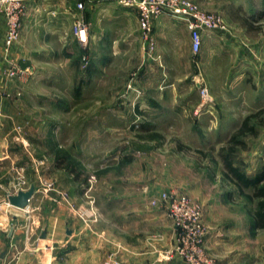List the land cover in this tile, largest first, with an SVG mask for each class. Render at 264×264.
Segmentation results:
<instances>
[{
  "label": "crops",
  "instance_id": "obj_1",
  "mask_svg": "<svg viewBox=\"0 0 264 264\" xmlns=\"http://www.w3.org/2000/svg\"><path fill=\"white\" fill-rule=\"evenodd\" d=\"M78 1L80 0H26L20 38L10 49L9 56L2 53L0 35V73L7 68L9 60L30 72L24 81L5 78L0 81V169L2 163L16 157L10 147L13 139L11 126L16 117L29 115L32 120L22 123L33 124L31 109L25 103L28 93H37L35 88L29 86L32 84L30 80H43L41 83L45 87L41 88L42 92L51 85L53 88L49 90H59L61 94V78L66 76L64 64L67 63V58L72 57L66 55L67 58L63 60L56 54V50L63 52L69 38L81 46L72 27L76 18L81 17L88 23L86 46L91 66L88 67L85 80L92 86L90 92L95 90V73L102 70L105 75L117 57L128 68L134 61L132 70L137 71L144 90L143 107L149 113L148 125L152 127L171 114L184 120L191 110H195L196 107L187 98V92L193 91L192 87L180 88V83L192 75V60L204 69L214 56L224 53L228 57L233 48L232 42L219 36L220 32H204L200 53L194 57L190 34L185 25L171 17L161 16L152 24L156 58L145 60L135 10L119 6L113 0H84V8L78 10ZM99 65L102 66L101 69L98 68ZM69 70L70 75H76L79 71L76 65ZM233 81L235 78L231 80L232 85L227 87L230 95L237 92L233 90L236 89ZM2 92L12 95L18 92L24 97L20 95L16 101L14 97L6 100L1 97ZM197 95L199 97L198 92ZM105 105L101 106L106 113L109 109ZM99 122L106 128L112 126L107 120ZM59 125L54 122L55 131ZM105 137L108 136L103 134L102 139L106 140ZM156 138L161 143H173L172 140H161L158 136ZM176 141L186 142L179 137ZM152 149L158 152L150 155V166L146 167L143 158L133 160L131 157L130 160L134 161L132 172L129 171L130 168H125L129 174L139 176L136 179L140 178V181L127 183L129 189L133 190V195L119 197L124 208L120 211L122 226L119 235L111 234L110 227L105 224L110 219L105 216L100 219L101 225L97 224L85 233L70 228V223L78 224L66 215V207H71V203L63 202V199L54 203L52 195H49L48 200L55 205V211L50 215L36 213L41 205L40 198L36 201L30 199L26 208L16 210L18 208L5 203L1 198L12 179L3 180V173L0 174V264H183L177 257L168 260L164 258V253L173 244V225L163 207L159 209L148 206L147 197L170 186L180 187V190L190 192L192 196V190H199L201 186L197 183L191 186L184 183L176 185L178 180L174 176L184 172L192 174L199 166L197 159L189 158L185 154L186 150L181 147L176 148L170 144L164 147L153 146ZM183 158L191 159L192 163L184 162ZM154 159L155 162H152ZM33 168L36 169L35 166ZM55 170L58 171L59 168ZM144 175L156 177L154 181L148 182L143 179ZM124 189L127 192V188ZM194 199L202 209V220L207 229L205 246L215 264H264V229L253 228L248 211L234 200L224 197L223 192L208 195L205 199L194 196ZM69 210L74 213L72 208ZM68 215L73 218L70 213ZM39 225L42 228L35 237ZM43 232L45 238H41ZM114 259L117 261H113Z\"/></svg>",
  "mask_w": 264,
  "mask_h": 264
},
{
  "label": "rangeland",
  "instance_id": "obj_2",
  "mask_svg": "<svg viewBox=\"0 0 264 264\" xmlns=\"http://www.w3.org/2000/svg\"><path fill=\"white\" fill-rule=\"evenodd\" d=\"M190 1L205 12L220 15L226 31L218 34L233 44L228 57L224 53L214 56L204 69L198 67L191 58L192 75L180 83V88L192 87L193 91L187 92V98L196 107L195 110H191L184 120L171 114L156 126L148 125L149 113L144 111L142 100L145 99L144 90L137 71L132 70L134 61L128 68L118 57L105 75L102 70L95 73V90L90 92L92 86L85 80L88 67L91 66L87 46H78L69 38L63 52L56 50V54L63 60L67 56L72 57L67 58V63L64 64L66 76L61 78V94L59 90H49L53 88L51 85L42 92L41 88L45 87L43 80H30L32 84L29 86L35 88L37 93H28L25 103L31 109L33 124H23V121L32 119L29 115H19L11 126L13 139L10 147L16 157L2 163L0 169L3 180L12 179L1 197L5 203L8 202L9 195L34 186L31 200L40 198L41 205L36 213L45 216L55 211V205L48 200L49 195H52L55 203L62 199L60 194H65L67 199H63V202L71 203L72 206H67L66 210L73 218L67 211L66 215L78 223H70V228L85 233L93 229V226L101 225L100 219L105 216L110 219L105 224L110 227L111 234L119 235L122 226L120 211L124 210L119 197L133 195V190L129 189L127 183L140 181V178L136 179L139 176L125 171V168H130L131 172L133 170L134 161L130 158H143L146 167L150 166V155L158 152L152 147L171 144L185 149V154L189 158H196L199 166L192 174H176V185L184 183L191 186L197 183L201 189L192 190L191 196L190 192L180 190V187L164 188L157 191L156 195L150 194L147 197L150 208L162 209L158 204L153 206L151 202H158L160 195L165 192L186 195L200 208V203L194 196L205 199L208 195L223 192L224 197L234 200L244 210H254L257 201H248L239 195L237 188L223 176L217 152L226 145L227 139L246 115L264 108V0ZM72 27L74 28V23ZM154 53L155 51L153 56L156 58ZM142 54L145 60L151 58ZM74 65L79 71L76 75H70L69 69ZM101 67L98 66L100 69ZM231 78H235L233 82L236 89L233 90L237 91L233 95L227 91V87L232 85ZM197 81L208 88L211 97V102L200 112L197 111L200 104ZM20 95L14 97V100H18ZM136 95H139V99L133 101ZM103 104L109 109L106 112L108 115L102 111ZM135 113L141 116L138 127L132 125ZM99 120H107L112 126L109 129L103 127L98 123ZM258 120H262V123L256 126L257 136L247 137V149L239 150L235 155V162L240 163L241 169L248 175H253L264 163V114ZM54 122L60 124L57 131L53 126ZM103 134L108 136L105 137L106 140L102 139ZM157 136L161 140H172L173 143H161ZM178 137L186 142L176 141ZM183 161L192 163L191 159L183 158ZM155 177L144 175L143 179L152 182ZM261 185L264 186V181ZM124 188H127V192ZM245 192L251 194L252 188L245 189ZM71 208L74 210L73 214L69 210ZM40 228L42 227L39 225L35 237Z\"/></svg>",
  "mask_w": 264,
  "mask_h": 264
},
{
  "label": "built area",
  "instance_id": "obj_3",
  "mask_svg": "<svg viewBox=\"0 0 264 264\" xmlns=\"http://www.w3.org/2000/svg\"><path fill=\"white\" fill-rule=\"evenodd\" d=\"M119 6L133 9L137 12L138 26L141 30L142 51L148 57L155 59V43L152 38L153 21L161 16H168L183 22L190 34L192 55L197 57L202 46V34L204 32L226 31L223 19L218 14L203 11L199 5L190 0H113ZM78 10L84 8V0L76 4ZM26 0H0V35L2 36V53L9 56L10 49L20 38L21 19L25 13ZM74 33L81 46L87 44L88 23L81 17L74 22ZM30 74L27 68H21L13 60H9L7 68L0 73L2 78L8 80L25 79ZM200 104L197 111L211 102L208 88L204 84L196 82ZM133 92V91H131ZM20 93L14 95L2 92L3 99L17 98ZM139 99V95L134 100ZM132 121L134 127H138L141 116L134 114ZM16 194V193H15ZM62 199H67L65 194H60ZM65 199V200H66ZM157 204L165 210L174 229L173 244L171 249L164 253L166 260L177 257L183 264H215L214 259L208 254L205 247L206 227L202 221V212L199 205L186 195L174 192L162 193Z\"/></svg>",
  "mask_w": 264,
  "mask_h": 264
},
{
  "label": "trees",
  "instance_id": "obj_4",
  "mask_svg": "<svg viewBox=\"0 0 264 264\" xmlns=\"http://www.w3.org/2000/svg\"><path fill=\"white\" fill-rule=\"evenodd\" d=\"M262 15L264 17V10ZM261 114H264V108L257 113L246 115L229 136L226 145L219 148L217 152L222 163L223 176L237 188L239 195L244 196L248 201H257L254 210L249 211L254 229H264V186L261 185L264 181V163L253 175H248L241 169V164L235 162V155L239 150L247 149V137L257 136L256 126L262 123V120H258ZM250 188L252 193H246L245 189Z\"/></svg>",
  "mask_w": 264,
  "mask_h": 264
},
{
  "label": "water",
  "instance_id": "obj_5",
  "mask_svg": "<svg viewBox=\"0 0 264 264\" xmlns=\"http://www.w3.org/2000/svg\"><path fill=\"white\" fill-rule=\"evenodd\" d=\"M34 194V186H30L28 190L18 191L15 195L8 196V203L19 209H24L28 206L30 199ZM41 238H45V233L41 234Z\"/></svg>",
  "mask_w": 264,
  "mask_h": 264
}]
</instances>
